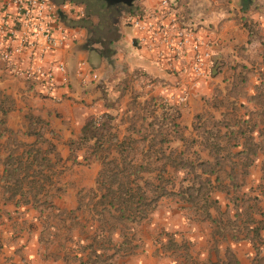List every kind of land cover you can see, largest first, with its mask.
Returning a JSON list of instances; mask_svg holds the SVG:
<instances>
[{"label":"crops","instance_id":"0c3cea01","mask_svg":"<svg viewBox=\"0 0 264 264\" xmlns=\"http://www.w3.org/2000/svg\"><path fill=\"white\" fill-rule=\"evenodd\" d=\"M176 1L211 42L209 74L196 87L131 41L124 15L159 0H133L119 23L90 15L93 37L78 23L85 15L68 19L78 35L49 56L66 64L68 83L57 76L52 95L0 63V264H61L40 258L28 224L43 221L45 206L70 209L87 190L105 189L120 171L155 198L147 196L153 207L142 219L167 231L124 264H264V0ZM91 119L101 127L95 150L80 141ZM183 160L209 190L193 206L176 198L183 210L172 215L159 208L161 193L167 175L183 179Z\"/></svg>","mask_w":264,"mask_h":264},{"label":"built area","instance_id":"2783aa9c","mask_svg":"<svg viewBox=\"0 0 264 264\" xmlns=\"http://www.w3.org/2000/svg\"><path fill=\"white\" fill-rule=\"evenodd\" d=\"M83 15V6L68 0H0V63L11 76L52 95L56 77L67 84L68 76L66 64L49 56L78 35L67 20ZM123 22L133 29L132 43L170 74H184L192 87L209 74L211 42L201 28L186 21L176 0H159L150 9L133 8ZM83 64L79 61L78 67ZM90 77L96 79L95 74ZM184 99L181 90L176 101Z\"/></svg>","mask_w":264,"mask_h":264},{"label":"rangeland","instance_id":"374dc122","mask_svg":"<svg viewBox=\"0 0 264 264\" xmlns=\"http://www.w3.org/2000/svg\"><path fill=\"white\" fill-rule=\"evenodd\" d=\"M120 10L121 8H118L117 12ZM111 13L113 15V12ZM118 13L114 17L116 23H119L122 17V14ZM149 176L150 181L157 179L154 174ZM169 178L167 175L166 189H175L179 184L178 179L176 176ZM145 186L149 192L154 191L151 183ZM98 187L81 194L80 199L70 209L55 212L51 209L52 206H45L47 213L43 221L28 224L29 228L38 232L41 244L38 251L41 252L40 258L61 264H124L126 260L132 261V257L142 254L144 248H149L148 236H151V240L153 236L158 237L167 232L162 226H158L156 220L151 223L152 217L130 221L117 211V207L108 210L109 196L101 195L106 193V189ZM161 194L164 200L159 204V208L170 209L171 212L183 210L182 206L177 205L176 197L165 191ZM147 196L152 198L153 194L147 192ZM166 198L168 199L165 201ZM174 213L176 212H172V215ZM181 218L186 219L184 216ZM23 224L26 227L27 223L22 222V226ZM177 229L173 225V230ZM174 232L170 231L172 237L175 236L172 235Z\"/></svg>","mask_w":264,"mask_h":264},{"label":"trees","instance_id":"16d2710c","mask_svg":"<svg viewBox=\"0 0 264 264\" xmlns=\"http://www.w3.org/2000/svg\"><path fill=\"white\" fill-rule=\"evenodd\" d=\"M108 11H110V9H108ZM111 12L112 11H110V14L112 15ZM92 14L96 13L86 5L85 17L78 20V23L84 25L93 37L95 36L94 32L96 30L89 18ZM116 15L117 13H113L112 16L115 17ZM162 104H164V102H162L161 105ZM100 129V124L96 122V119L89 120L82 128L80 141H91V147L95 150L101 144ZM188 163V161H182L183 168L186 170L188 169V171L183 173V179L180 180L177 189L166 190L165 192L172 197L185 200L193 206L197 199L206 201L209 189L206 184V177L192 171ZM132 175L133 176L129 178V174L124 171L108 174L105 180L107 183L104 185L106 193L102 194L104 196H109L107 204L108 210L117 207V211L130 221L144 218L147 212L152 209L151 207H153L150 202L146 201L147 193H145L140 185L136 184V174ZM196 181H198V183H196ZM151 200H155V198H151ZM93 251L95 252L94 249Z\"/></svg>","mask_w":264,"mask_h":264},{"label":"water","instance_id":"95a60500","mask_svg":"<svg viewBox=\"0 0 264 264\" xmlns=\"http://www.w3.org/2000/svg\"><path fill=\"white\" fill-rule=\"evenodd\" d=\"M54 1L61 2L63 0H54ZM93 1H94L93 6H89L90 4L89 0L86 1L87 3L86 2L85 3L87 7L92 9V11H94L97 14V16L100 18V24H110L114 16L110 14V11H108V7L109 6L111 7L117 6L118 8L130 7L133 0H93ZM96 2L98 4H96ZM218 65H219V62L214 63V65L211 68V74H214Z\"/></svg>","mask_w":264,"mask_h":264},{"label":"flooded vegetation","instance_id":"af4514ba","mask_svg":"<svg viewBox=\"0 0 264 264\" xmlns=\"http://www.w3.org/2000/svg\"><path fill=\"white\" fill-rule=\"evenodd\" d=\"M68 1H72V2H75V1H77V2H75V3H78V4H80L81 6H83V9L85 10V6H86V1H88V0H68ZM86 2V3H85ZM94 1L93 0H89V6H93L94 5V3H93ZM100 3V2H99ZM96 4H98L97 2H96ZM108 9H110V11H112L113 13H118L117 11H118V7L117 6H115V7H111V6H109L108 7Z\"/></svg>","mask_w":264,"mask_h":264}]
</instances>
